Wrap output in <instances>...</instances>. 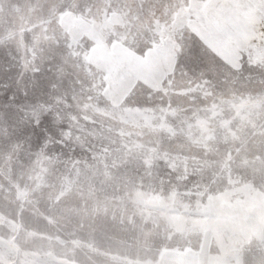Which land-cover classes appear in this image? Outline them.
Instances as JSON below:
<instances>
[{
  "label": "rangeland",
  "instance_id": "374dc122",
  "mask_svg": "<svg viewBox=\"0 0 264 264\" xmlns=\"http://www.w3.org/2000/svg\"><path fill=\"white\" fill-rule=\"evenodd\" d=\"M0 264H264V0H0Z\"/></svg>",
  "mask_w": 264,
  "mask_h": 264
}]
</instances>
